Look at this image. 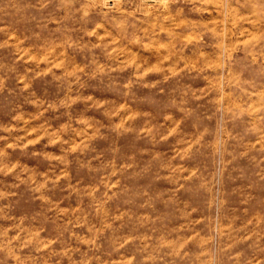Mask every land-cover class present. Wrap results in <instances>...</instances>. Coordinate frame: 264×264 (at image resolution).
Instances as JSON below:
<instances>
[{
	"label": "rangeland",
	"instance_id": "rangeland-1",
	"mask_svg": "<svg viewBox=\"0 0 264 264\" xmlns=\"http://www.w3.org/2000/svg\"><path fill=\"white\" fill-rule=\"evenodd\" d=\"M0 264H264V0H0Z\"/></svg>",
	"mask_w": 264,
	"mask_h": 264
}]
</instances>
